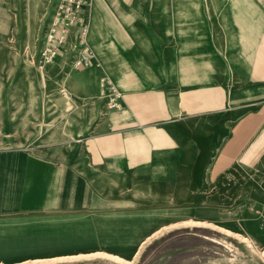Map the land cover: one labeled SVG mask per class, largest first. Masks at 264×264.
Segmentation results:
<instances>
[{
  "label": "rangeland",
  "instance_id": "rangeland-1",
  "mask_svg": "<svg viewBox=\"0 0 264 264\" xmlns=\"http://www.w3.org/2000/svg\"><path fill=\"white\" fill-rule=\"evenodd\" d=\"M0 264H264V0H0Z\"/></svg>",
  "mask_w": 264,
  "mask_h": 264
},
{
  "label": "crops",
  "instance_id": "crops-1",
  "mask_svg": "<svg viewBox=\"0 0 264 264\" xmlns=\"http://www.w3.org/2000/svg\"><path fill=\"white\" fill-rule=\"evenodd\" d=\"M148 14L149 13H147V9H145L144 7L143 8H133V9H131L130 13H127V15L130 16L131 21L134 24H139V26L141 28L146 27L145 25H143L141 23L143 22L142 17L147 16ZM154 14L155 13H150V15H154ZM144 32L148 36V30L146 28H145ZM157 72L159 74H161L160 71H157ZM142 77H143V75L141 76V78ZM145 77L147 79L154 78L152 73H148V75L145 74ZM212 87H213V85H212ZM152 88H154V87H147L144 91H140L139 93L128 94V97H129L128 105H129V102H130V105H132L131 104V102H132L135 105H138V107H139V110H137L139 114L135 115V118H134L135 122L131 123L132 121H130L129 119H126L124 122V125L131 123V126L129 128H127L128 131L123 136V139L125 140L123 143V145H124L123 151H124V153H128V148H127V146H128L131 159H133V160H139V159L141 160V159L147 158V156L150 152L149 151L147 153V151L150 150L151 147H155V144L149 145L147 147L145 140L148 139V140L152 141V140H154V139L156 140V138H158L157 136H155L153 134L155 132V130L157 129L156 127L151 126L150 125L151 123L149 125L141 124L142 121L144 120L143 118H145L146 120H148V119L152 120V119L156 118L155 114H150V115L144 116V117L142 116L143 111L144 112H154V108H152V107L148 108V105H150V104L154 105L155 100H156V96L159 93V91L154 90ZM147 89H149V90H147ZM162 130H163V128H162ZM171 134L173 136H175V134L179 135L180 132H179V130L177 132L173 131ZM121 136H122V134L112 135L110 137V139L113 140V144L115 145L114 146L115 152H122V147H121V145H119V144H121V141H119L121 139ZM152 142L154 143L155 141H152ZM169 147H170V145H167V144L163 145L162 149L160 150L161 153H156V150H155V152L152 151L154 153L153 159H154V161H159V160L165 161L164 162V163H166L165 166H169V168H173V165H175L174 160L178 159L179 150L177 148L171 149ZM169 149H171V150H169ZM165 166H164V169H165ZM169 173L170 172H168V174ZM139 253H140V251L137 252V254H136L137 257L139 255ZM62 258H65V257H62ZM112 258L115 259L114 257H112ZM120 259H122V258H120ZM120 259L119 260L115 259V260H117V262L121 263L122 261ZM43 260L47 261V259H43ZM122 260H124V259H122ZM124 262L130 263V262H127L125 260H124ZM32 263H33V261H32Z\"/></svg>",
  "mask_w": 264,
  "mask_h": 264
},
{
  "label": "built area",
  "instance_id": "built-area-1",
  "mask_svg": "<svg viewBox=\"0 0 264 264\" xmlns=\"http://www.w3.org/2000/svg\"><path fill=\"white\" fill-rule=\"evenodd\" d=\"M55 25H56V24H55ZM48 37H49V38H53V37H55V36H54V34H52L51 31H50V32L48 33ZM81 58H84V57L81 56ZM79 62H80V59L77 60V63H79ZM106 84H107L108 87H111V89L113 88V87L111 86V84H110L108 81L106 82ZM100 85H101L102 87H103V86L106 87V86H105V83H104V81H103L102 78L100 79Z\"/></svg>",
  "mask_w": 264,
  "mask_h": 264
}]
</instances>
